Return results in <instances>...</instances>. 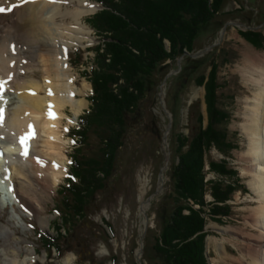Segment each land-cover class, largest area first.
I'll return each instance as SVG.
<instances>
[{
	"label": "trees",
	"instance_id": "obj_1",
	"mask_svg": "<svg viewBox=\"0 0 264 264\" xmlns=\"http://www.w3.org/2000/svg\"><path fill=\"white\" fill-rule=\"evenodd\" d=\"M94 1L102 9L86 18V22L100 39L90 48L94 53L90 70H83L81 75L91 85L87 97L90 105L77 117V126L70 130L76 143L70 153V177L57 189L60 221L52 226L56 235L39 231L37 237L47 254L52 250L62 252L66 226L88 214L95 195L102 192L106 180L114 173L117 154L127 133V117L139 112L145 100L152 107L156 104L155 92L162 78L181 58L177 74H184L187 81L196 85H204L206 125L202 127L200 103L194 100L187 105L188 119H194L188 133L176 131L174 124L171 126L169 147L173 164L171 189L166 196L171 208L165 217L168 220L153 236L151 251L160 258L153 264H208L204 256L208 233L204 230L205 217L221 222L222 217L231 214L227 201L235 192L247 191L236 169L226 160L237 144L228 136L229 113L219 105L216 95L217 68L227 59L223 56L220 64L212 66L204 83L205 70L199 69L195 74L204 59L190 55L200 29L221 12L227 0ZM243 34L254 46L263 41L258 32ZM150 114L158 128L156 115ZM91 136L96 137L94 147ZM84 148L92 150L93 155L83 153ZM211 148L223 158L212 159ZM208 173L213 177L207 178ZM205 194L210 201L204 200ZM142 259L149 264L145 253ZM109 261L117 264L118 257L111 255Z\"/></svg>",
	"mask_w": 264,
	"mask_h": 264
},
{
	"label": "rangeland",
	"instance_id": "obj_2",
	"mask_svg": "<svg viewBox=\"0 0 264 264\" xmlns=\"http://www.w3.org/2000/svg\"><path fill=\"white\" fill-rule=\"evenodd\" d=\"M91 1L97 4V7L95 11L83 16L82 21L85 25H87L86 18L99 10V4L94 0ZM87 27L92 37H90V43L72 47L68 51V64L70 63V70L75 77L74 84L83 90V95L78 97L87 102L78 115L87 110L90 104L87 97L90 94L91 85L81 75L83 70H90L94 55L90 48L98 44L100 39L93 29L88 25ZM247 31L261 34L263 41L260 46H254L244 37L243 33ZM194 45L195 49L190 55L194 54L193 58L204 59V61L200 60L201 66L195 72L196 74L199 69L205 70L204 83L212 66L216 63L220 64L223 56L227 59L217 68L219 88L216 90V95L219 105L229 113L226 123L228 136L237 144L226 160L236 169L241 183L247 189L244 193L235 192L227 201L230 204L231 214L222 217L221 222L205 217L204 230L208 233L204 239V256L208 264H248L251 260L246 254L247 247L249 248L252 241L258 237L260 229L252 224V210L259 204L258 196L248 186L249 177L244 171L246 163L240 158L247 148V139L241 127L246 113L245 101L252 98L253 92L252 86L246 82L243 67L246 56L252 53L251 49L255 52L264 51V0H227L221 12L200 29L195 37ZM223 51L224 53L221 54ZM179 68L176 62V65L171 66L169 72L162 78L155 92L157 102L153 107L149 100H145L139 112L136 111L127 117V133L124 134V144L121 145L117 154L112 177L106 180V186L102 192L95 195L88 208V214L84 218L73 221L74 224L70 223L69 227L66 226V232L61 230L67 233L66 238L62 240V252L57 254L52 250L47 254L37 233L42 231L52 236L56 235L52 227L56 221L58 223L60 221L58 219L60 196L57 195L56 190L60 185L65 184V178L68 176L69 154L75 145L73 143L75 139L69 137L68 131L75 127L76 121L69 125L63 136L66 141L64 148L66 175L52 189L50 197L41 203L40 215L43 221L40 222L37 216L22 207L23 223L19 219H12L10 215L13 211L20 213L18 207L14 206L13 209L12 206H7L3 209L0 206L2 221L0 227L4 222L3 224L15 231V234L10 232V245L9 242L2 245L3 239L0 237V264H3V257L13 259L18 264L25 256L24 250L27 248L34 249V255L30 256L37 257L34 260L35 264H62L68 257L72 264H110L111 255L118 257L117 264H131L133 261L146 264L142 259L144 253L149 264L160 261L159 256L152 254L151 246L153 236L163 222L168 220L166 216L171 208L170 201L166 197L171 189L170 173L173 164V154L169 147V131L174 124L176 131L188 133L189 127L194 124V119H188L187 105L194 100L200 103L203 116L202 127L206 125L204 85L187 81L184 74L179 76L177 74ZM23 74L36 78L35 72L29 74L25 71L21 73L22 76ZM83 83L89 84V88H83ZM18 95L17 90L11 89L0 94V101L6 98V103H3L5 106L9 104L10 108L11 103L16 102ZM64 110L71 115L68 107ZM151 112L156 115L159 122L158 128L151 117ZM65 121L63 119V123ZM169 121L171 126L166 136L168 146H165L163 134ZM90 138L94 147L96 137ZM170 142L173 141L170 140ZM82 152L93 155L92 150L88 148L82 149ZM168 152L169 160L166 163L165 157ZM209 155L212 159L223 158V155L214 148L210 149ZM161 169V179H158ZM206 177L211 178L213 174L208 173ZM0 184L4 190L8 187L1 180ZM3 197L7 198V196ZM204 200L208 202L211 198L205 194ZM143 204L147 205L146 210L141 208ZM204 210L208 211L206 206ZM106 224L110 225V229ZM208 238L210 243L207 245ZM222 253L227 254L225 259L220 257Z\"/></svg>",
	"mask_w": 264,
	"mask_h": 264
},
{
	"label": "bare ground",
	"instance_id": "obj_3",
	"mask_svg": "<svg viewBox=\"0 0 264 264\" xmlns=\"http://www.w3.org/2000/svg\"><path fill=\"white\" fill-rule=\"evenodd\" d=\"M0 7L12 9L0 13V94L11 89L19 92L10 108L9 104L3 103L6 98L0 101V108L4 109L3 124L0 125V180L8 186L3 195L7 198L2 196L0 206L3 209L10 204L13 209L18 207L20 213L13 211L10 215L23 223L21 208L25 207L42 222L41 203L50 197L52 189L66 175L64 131L75 123L87 103L78 97L83 95V90L74 84L68 51L90 43V29L82 18L95 11L97 4L91 0H34L30 3L0 0ZM251 50L252 53L246 56L250 63L243 67L245 73L252 65L264 67V51ZM25 71L35 72L36 78L27 74L22 76ZM245 78L247 82L248 77ZM83 85V88H89V84ZM250 86L252 98L245 101L246 113L241 123L247 139V148L240 155L246 163L245 173H253L257 166H264V157L248 154L250 138L260 136L264 129V92L260 87ZM66 107L71 115L65 112ZM50 112L57 118H50ZM25 136H31L27 157L21 154L24 149L20 138ZM248 177V186L259 202L252 210V224L260 229V233L247 247L246 254L251 260L248 264H264V181L252 175ZM141 208L146 210L147 205L143 204ZM3 223L0 237L5 245L10 241V232L15 234V231ZM209 243L210 238L207 245ZM24 252L25 256L18 264H35L37 257L30 256L34 255V249L27 248ZM226 256L222 253L220 257L225 259ZM2 262L16 264L7 257H3ZM62 264L72 263L68 257Z\"/></svg>",
	"mask_w": 264,
	"mask_h": 264
},
{
	"label": "clouds",
	"instance_id": "obj_4",
	"mask_svg": "<svg viewBox=\"0 0 264 264\" xmlns=\"http://www.w3.org/2000/svg\"><path fill=\"white\" fill-rule=\"evenodd\" d=\"M245 63H250L245 61ZM248 77V83L260 87L261 92H264V67L252 65L251 70L246 72ZM249 155L264 157V129H261L260 136H253L250 138L249 143ZM246 175H252L256 179L264 181V166H257V169L253 173H245Z\"/></svg>",
	"mask_w": 264,
	"mask_h": 264
},
{
	"label": "snow or ice",
	"instance_id": "obj_5",
	"mask_svg": "<svg viewBox=\"0 0 264 264\" xmlns=\"http://www.w3.org/2000/svg\"><path fill=\"white\" fill-rule=\"evenodd\" d=\"M30 2H34V0H25V3H30ZM11 10H12L11 8L5 9L4 7H0V13H5L6 11H11ZM3 112H4V109L0 108V125L3 124ZM49 116L52 119H56L57 118L56 114L52 113V112L49 113ZM30 138H31V136H25V137H21L20 138V143H21V145L23 146V149H24L21 154L23 156H25V157H27L28 154H29V152H28V148H29L28 140ZM73 143H75V142L73 141ZM69 163H72V162L69 161ZM56 167H59V165H56Z\"/></svg>",
	"mask_w": 264,
	"mask_h": 264
},
{
	"label": "water",
	"instance_id": "obj_6",
	"mask_svg": "<svg viewBox=\"0 0 264 264\" xmlns=\"http://www.w3.org/2000/svg\"><path fill=\"white\" fill-rule=\"evenodd\" d=\"M192 57H195V55L193 54V55H191ZM179 61H180V58L178 59V67H180V63H179ZM170 126H171V122L169 121V123H168V125H167V127H166V131H165V133L163 134V142L166 144V133L169 131V128H170ZM167 145V144H166ZM165 159H166V163L168 162V159H169V153H167L166 154V157H165ZM161 171H162V169L160 170V173H159V175H158V179H161V175H162V173H161Z\"/></svg>",
	"mask_w": 264,
	"mask_h": 264
}]
</instances>
